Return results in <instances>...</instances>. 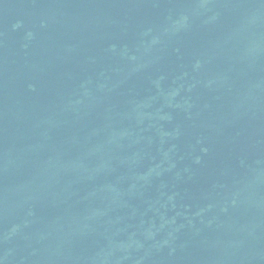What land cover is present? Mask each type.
<instances>
[{"label": "water", "instance_id": "1", "mask_svg": "<svg viewBox=\"0 0 264 264\" xmlns=\"http://www.w3.org/2000/svg\"><path fill=\"white\" fill-rule=\"evenodd\" d=\"M0 264H264V0H0Z\"/></svg>", "mask_w": 264, "mask_h": 264}]
</instances>
